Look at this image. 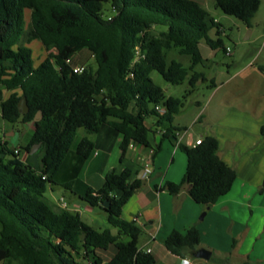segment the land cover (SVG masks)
Masks as SVG:
<instances>
[{
	"label": "trees",
	"instance_id": "1",
	"mask_svg": "<svg viewBox=\"0 0 264 264\" xmlns=\"http://www.w3.org/2000/svg\"><path fill=\"white\" fill-rule=\"evenodd\" d=\"M215 1L223 13L250 28L262 4V0ZM105 3H110L114 15L105 14ZM158 26L168 30L158 31ZM214 29L215 38L210 36ZM221 32L222 25L195 0H0L1 121L33 126L25 147L28 153L41 145L36 153L40 166L35 168L19 159L15 154L19 148L12 150L0 137V263L10 259L18 264H77L72 255L76 252L90 264H103L96 251L111 246L117 253L107 264L156 263L139 248L142 227L122 219L124 207L142 186L130 169L112 170L100 189L90 188L82 198L107 214L108 229H92L79 213L56 216L41 199L49 186L57 185L58 172L80 129L94 134L107 124L121 134L120 163L134 146L151 148L150 136L157 131L162 141L175 143L177 133L186 131L174 125L186 96H166L152 74L159 73L169 86L188 83L187 95L191 94L207 81L196 70L204 64L202 42L228 54ZM35 40L48 53L38 67L28 48ZM83 49L93 55L97 69L85 66L78 74L71 59ZM173 51L188 56L189 64L169 60ZM260 70L264 72V67ZM23 97L30 109L24 115L18 107ZM158 105L165 114L156 110ZM39 112L42 119L37 122ZM150 118L155 120L154 129L147 126ZM179 148L187 156L185 176L158 190L176 196L188 185L189 195L202 206L230 193L237 173L220 157L215 136L205 137L195 147L179 143ZM93 151V141L84 137L78 155L88 159ZM63 187L69 189L71 184ZM105 202L110 203L108 209ZM200 242L196 226L175 230L164 240L166 248L181 257L193 256Z\"/></svg>",
	"mask_w": 264,
	"mask_h": 264
},
{
	"label": "crops",
	"instance_id": "2",
	"mask_svg": "<svg viewBox=\"0 0 264 264\" xmlns=\"http://www.w3.org/2000/svg\"><path fill=\"white\" fill-rule=\"evenodd\" d=\"M250 67L253 65L246 69ZM260 67L264 65H258L259 75L253 74L247 79L258 89L256 93H247V86L238 92L227 88V93L223 94L225 85L238 78L239 72L229 75L221 83L210 79L211 91L206 101L195 102L198 109L190 123L193 132L175 118V126L186 128V131L177 133L175 143L169 139L162 141L161 133L157 131L150 136L151 148L132 147L122 163L121 134L107 124L102 125L97 133L86 131L80 141L84 137L93 141L92 155L88 159L79 156L77 147L80 141L77 142L56 178L61 187L71 184L65 189L72 199L65 193L57 195L58 192L52 189V198L45 194L42 202L56 216L79 213L92 229H108V218L82 198L88 189H100L112 170L121 172L128 168L133 178L142 181V186L124 207L122 219L129 222L139 219L138 224L143 230L139 248L149 252L155 258V264H243L247 260L252 264H264V72ZM242 97L252 100L251 103H241ZM154 125L155 120L152 123L147 121L150 128L154 129ZM210 135L219 140L220 157L237 173L230 193L213 205L202 206L191 198L188 185L176 196L158 190L166 182L180 183L185 176L187 156L179 148V143L192 146ZM146 169L151 173L147 174ZM192 226H196L201 234L198 251H210V259H198L194 256L196 253L181 257L166 248L164 240L173 231L185 232ZM116 253L114 246L96 251L103 264L110 262ZM0 264L18 263L8 259Z\"/></svg>",
	"mask_w": 264,
	"mask_h": 264
},
{
	"label": "rangeland",
	"instance_id": "3",
	"mask_svg": "<svg viewBox=\"0 0 264 264\" xmlns=\"http://www.w3.org/2000/svg\"><path fill=\"white\" fill-rule=\"evenodd\" d=\"M195 1L200 3L201 6L206 11H208L209 14L215 19V21L222 25V32L220 37L224 41L226 48L230 49L231 55L225 53L224 50L212 51L205 42H202L200 49L204 59V64L198 66L196 70L198 72H203L207 77V81L204 83H200L197 89L189 95H187V91H189L190 89L188 83L169 87L168 83L159 73L154 72L152 74L154 82L164 88L166 96H174L177 98H183L184 96H186V99L184 101V108L181 110L176 119L179 124L188 125L187 129L189 130V132L192 131L190 123L194 119L195 113L198 109L195 102L206 101V97L211 91L210 79H214L216 83H221L222 81H226L227 78H229V75L232 76L239 72L240 76L238 78L234 79L232 83L225 85L223 94L227 93V88L228 91L230 89L232 92H238L241 91L242 87L247 86V93H256V90L258 89L254 87L253 84H251V81H248L247 79L253 74L259 75V71L257 69L258 65H264V0H262V4L257 16L252 21L251 28L236 17L223 13L222 10L217 7L215 0ZM104 12L106 15H114V11L110 3L104 4ZM29 20L30 11L27 10L26 21L29 22ZM156 29L163 32L168 30V28L164 26H158L156 27ZM216 33L217 31L214 29L210 32V36L215 37ZM28 48L32 51L34 66L38 67L40 63L47 57L48 53L45 51L43 45L38 40L33 41L30 45H28ZM172 59H178L186 64H189V57L180 56L177 51H173L172 53H170L169 60ZM71 61L74 65H86L97 69L96 60L87 49H83L82 51L76 53L72 57ZM249 65H253V67L246 69V67H249ZM244 69L246 70L243 71ZM244 99L245 98H243L242 101H239L243 104H246V101L248 104H250V101H252ZM147 121L149 123H152L154 121V118H150ZM85 132V129H80L78 131L74 144L80 141V138L82 137V135H84ZM13 133L14 135H12ZM32 133L33 127L30 124L20 123L13 125L4 120H2L0 123V137L9 139V147L12 150L14 148L20 149L19 159L21 161L27 164H31L33 167H38L40 166V157L36 154L31 155L25 150V147L31 140ZM52 189H55L58 192L57 195H62L63 193H65L68 198L70 197L69 199H72V195H69L67 193V190L59 185H53V188L49 186L46 193V196L48 198H52ZM98 210L99 212H102L103 216L107 217V214L104 211L100 209ZM72 255L77 264H89L88 261L79 253L72 252Z\"/></svg>",
	"mask_w": 264,
	"mask_h": 264
},
{
	"label": "water",
	"instance_id": "4",
	"mask_svg": "<svg viewBox=\"0 0 264 264\" xmlns=\"http://www.w3.org/2000/svg\"><path fill=\"white\" fill-rule=\"evenodd\" d=\"M18 107H19V111H20V113H21L22 115L27 114V113L30 111L29 106H28V102H27V98H26V97H23V98L20 100ZM41 119H42V112H39V113L37 114V117H36L35 121L38 122V121H40ZM0 121H1V117H0ZM40 147H41L40 144L35 145V146L32 148V150H31L30 153H31V154L37 153V151L40 149ZM142 173H143V172H141V174H142ZM103 207L106 208V209H108V208L110 207V203H109V202H105V203L103 204ZM194 256H195L196 258H198V259H205V260H208V259H210V257H211V252L208 251V250H205V249H200L198 252H196V254H195Z\"/></svg>",
	"mask_w": 264,
	"mask_h": 264
},
{
	"label": "built area",
	"instance_id": "5",
	"mask_svg": "<svg viewBox=\"0 0 264 264\" xmlns=\"http://www.w3.org/2000/svg\"><path fill=\"white\" fill-rule=\"evenodd\" d=\"M227 52H228V55H231V51H230V49H227ZM86 70V67L85 66H80V67H75L74 68V72L75 73H83L84 71ZM156 110L160 113V114H165L166 113V109L162 106V105H158V106H156ZM202 141H203V139H200V140H197L192 146H197V145H200L201 143H202ZM15 154H17V155H19L20 154V152H19V149H16L15 150ZM146 173L147 174H149V173H151V171L149 170V169H146ZM64 206H66L67 204L64 202V204H63ZM134 221L136 222V223H138L139 222V219L138 218H136V219H134ZM190 264H193V263H190Z\"/></svg>",
	"mask_w": 264,
	"mask_h": 264
}]
</instances>
